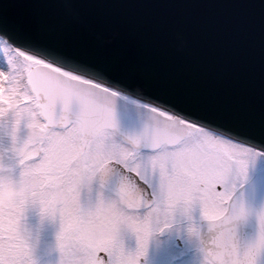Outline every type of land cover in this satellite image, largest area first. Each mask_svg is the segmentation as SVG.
Masks as SVG:
<instances>
[{"label": "snow or ice", "instance_id": "obj_1", "mask_svg": "<svg viewBox=\"0 0 264 264\" xmlns=\"http://www.w3.org/2000/svg\"><path fill=\"white\" fill-rule=\"evenodd\" d=\"M0 61V117L15 105L46 132L40 154L20 162L24 205L59 216L63 264H143L166 231L195 241L203 264H264V107L253 118L144 91L148 121L117 140L116 102L133 94L131 69L88 59L3 6ZM17 221L0 211V264H37Z\"/></svg>", "mask_w": 264, "mask_h": 264}, {"label": "water", "instance_id": "obj_2", "mask_svg": "<svg viewBox=\"0 0 264 264\" xmlns=\"http://www.w3.org/2000/svg\"><path fill=\"white\" fill-rule=\"evenodd\" d=\"M0 6L10 20L42 29L88 59L121 58L132 70V87L160 89L166 82L178 97L253 118L264 107V0H0ZM116 112L121 129H142L117 103Z\"/></svg>", "mask_w": 264, "mask_h": 264}, {"label": "clouds", "instance_id": "obj_3", "mask_svg": "<svg viewBox=\"0 0 264 264\" xmlns=\"http://www.w3.org/2000/svg\"><path fill=\"white\" fill-rule=\"evenodd\" d=\"M3 129L11 138V147L0 152V211L12 210L18 218L13 225L15 235L21 240L30 241L31 248L25 249L24 254L34 257L37 261V252L46 257L59 255L58 264H63L62 247L57 235L54 240L41 241L39 233L43 227L42 215L40 223L28 222L24 201L29 194V181L22 171L7 162L8 153L19 162L31 161L41 151V140L46 135L41 120L30 115L27 111L18 109L13 105L0 117Z\"/></svg>", "mask_w": 264, "mask_h": 264}, {"label": "rangeland", "instance_id": "obj_4", "mask_svg": "<svg viewBox=\"0 0 264 264\" xmlns=\"http://www.w3.org/2000/svg\"><path fill=\"white\" fill-rule=\"evenodd\" d=\"M0 67H6L3 61H0ZM2 129H3V126H0V135H1L0 136V152H4L3 148L10 149L11 147V138L7 136L5 132H2ZM117 140H120V139L117 138ZM9 155L10 156L7 157V162L9 164L15 165L16 163H18V161L12 156L11 153ZM95 186L96 185H93L92 193L96 192L97 187ZM95 198H96V194H94L91 200L94 202ZM88 204H89V200L87 201V206ZM25 219L32 224L40 223L42 219V213H41L40 207L38 205L29 207V209L26 212ZM59 230H60V219L58 215L56 219L54 220L51 218L44 219L42 230L39 233V238L41 241L54 240ZM130 238H131V235L129 237V240ZM59 259H60L59 255L54 256V257H46L42 255L40 252H37V261L40 262L41 260H43L39 264H58Z\"/></svg>", "mask_w": 264, "mask_h": 264}, {"label": "flooded vegetation", "instance_id": "obj_5", "mask_svg": "<svg viewBox=\"0 0 264 264\" xmlns=\"http://www.w3.org/2000/svg\"><path fill=\"white\" fill-rule=\"evenodd\" d=\"M173 237H175V239H177V241H179L183 246L188 247L189 245V239L187 238V235L185 234L183 239H180L175 232H172ZM144 264V261H143Z\"/></svg>", "mask_w": 264, "mask_h": 264}]
</instances>
